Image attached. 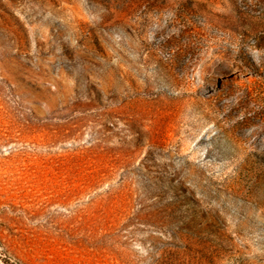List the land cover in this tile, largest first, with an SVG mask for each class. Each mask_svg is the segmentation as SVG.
<instances>
[{
	"label": "rangeland",
	"instance_id": "rangeland-1",
	"mask_svg": "<svg viewBox=\"0 0 264 264\" xmlns=\"http://www.w3.org/2000/svg\"><path fill=\"white\" fill-rule=\"evenodd\" d=\"M0 264H264V0H0Z\"/></svg>",
	"mask_w": 264,
	"mask_h": 264
}]
</instances>
